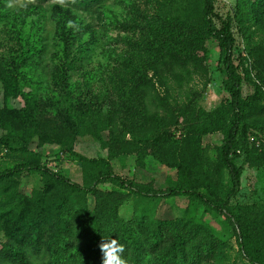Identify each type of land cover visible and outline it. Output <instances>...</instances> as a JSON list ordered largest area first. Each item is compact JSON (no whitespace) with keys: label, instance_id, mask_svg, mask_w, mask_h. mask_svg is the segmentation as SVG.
Returning a JSON list of instances; mask_svg holds the SVG:
<instances>
[{"label":"rangeland","instance_id":"rangeland-1","mask_svg":"<svg viewBox=\"0 0 264 264\" xmlns=\"http://www.w3.org/2000/svg\"><path fill=\"white\" fill-rule=\"evenodd\" d=\"M60 1L0 0V172L32 160L86 186L94 169L82 159H104L127 186L106 181L83 198L69 188H58L51 198L66 200L71 207L82 205L89 213L101 208L105 219L122 199L118 218L130 222L143 216L145 234L164 222L194 228L187 246L191 255L208 249L209 243L212 251V258H203L201 264H250L238 251L237 232L227 217L191 196L168 195V188L187 181L176 168L155 160L149 146L132 139V134L137 138L162 121L168 134L158 147L159 158L180 164L199 179V191L208 188L221 197L227 190V171L218 157L222 131L211 129L226 125L231 117L229 97L219 48L200 30L201 0H106L88 11ZM237 3L241 23L236 21ZM214 12L233 21L234 56L242 53L251 78L243 85V96L254 93V83L261 88L248 123L264 128V0H215ZM239 25L251 36L255 55L248 53ZM178 27L188 40L200 38L201 43L178 47ZM27 49L38 52L23 66ZM63 80L66 101L56 97V83ZM188 102L194 108L180 116ZM204 113L211 117L205 120ZM200 125L205 132H197ZM33 129L35 135L27 138ZM101 133L113 137L112 145H103ZM259 144L251 143L248 154L235 158L242 168L241 186L229 205L241 225L249 228L251 240L259 241L255 251L264 257V142ZM125 147L132 152H121ZM15 181L18 196H29L32 189L45 185L36 173ZM135 185L144 192L138 193ZM145 193L148 196H142ZM8 225L0 223V264H14L2 258L9 246ZM178 229L177 235L186 233ZM173 243L166 242L157 258ZM26 253L29 259H42L40 252Z\"/></svg>","mask_w":264,"mask_h":264},{"label":"trees","instance_id":"trees-1","mask_svg":"<svg viewBox=\"0 0 264 264\" xmlns=\"http://www.w3.org/2000/svg\"><path fill=\"white\" fill-rule=\"evenodd\" d=\"M105 1L61 0L60 2L72 9L88 11ZM214 1L201 0L200 30L204 33L205 39L215 41L219 48L218 63L225 74L223 84L229 97L227 107L231 117L227 120L226 125L215 124L211 129V131H222L218 157L227 171V190L221 197L207 187L204 192L199 191L203 186L199 183V179L186 173L180 164H169L159 158L158 147L163 142L164 136L168 134V131L162 128V121L155 122L137 138L132 134V139H136V143L142 142L149 146L151 155L155 160L168 167L176 168L187 181L186 184L168 188L166 190L168 195L191 196L209 206L216 213L225 215L237 232V247L242 258L250 264H264V257L255 251L260 245L259 241L251 240L249 228L241 225L229 205V202L238 194L241 186L242 168L235 163V158L239 157L240 153L245 155L249 153L251 149L249 138L251 136H255L264 142L260 138V136L264 137V128L248 123V116L256 105L261 94V88L257 83H254V93L250 96H243L244 83L251 82L250 72L245 65V57L242 53L238 52L237 56H234L236 39L232 32V19L217 15L214 12ZM235 15L236 21L241 23L242 14L239 3L236 4ZM179 30L178 27L175 37L178 40V47L187 48V46H193L195 42L201 43L202 39L200 38L188 40L189 38ZM238 30L242 31L241 34L244 36L249 49L248 53L251 54L252 52L255 55V48L250 43L251 36L245 33L241 25H239ZM37 52L38 50L35 49H27L26 56L21 59L22 65H27L28 61L31 63ZM180 61L181 58L177 61L181 68L183 65L180 64ZM65 74L64 78L66 79ZM56 87L59 89L56 97L63 96L66 101L68 93L65 81L56 83ZM55 105L57 103H53L52 106ZM193 108V103L188 102L180 116H185ZM55 109L57 110V107ZM54 114L56 115V113ZM210 117L211 114L204 113L205 120ZM194 119L198 120L197 117ZM209 122L213 121L203 120L204 124ZM196 130L198 133L205 132L203 125H200ZM35 132L34 129L28 131L27 138H32ZM86 134L90 135L91 133L86 131ZM99 139L104 146L112 145L114 142L109 133H101ZM4 141L5 144H8L5 139ZM121 152L131 153L132 151L125 147ZM82 161L87 167L94 169L92 180L86 186L72 183L32 160L16 163L0 172V223L9 224L6 227L9 246L4 247L2 258L11 260L14 264H101L99 244L106 238L117 239L118 243L123 245L124 250L120 255L125 259L126 264H201L203 258L209 260L212 258L210 243L208 249L196 250L194 255H191L187 246L195 231L192 227L187 229L185 224L181 226L179 223L175 225L165 222L157 223L150 232L145 234L142 228L143 216L130 222L122 221L117 216V208L122 204V199L114 204L113 209H111L113 213L109 215L108 219L102 218L101 211L103 209L101 208L97 210L93 208L89 213L82 205L71 207L65 203L66 200L52 199L51 193L58 188H69L72 192L78 193L77 196L83 198L82 196L85 194H95L97 192L96 186L106 181L111 180L121 186H127L122 179L113 174L106 160L82 159ZM35 173L44 178V188L41 190L32 189L29 193L30 197L20 194L18 196L15 179L23 174ZM134 188L138 193L144 192L137 185ZM142 196L146 197L148 194L145 193ZM178 228L185 230L186 233L177 235ZM171 230L172 233L174 230L173 234L175 235H169ZM173 240L174 243L167 254L157 258L156 252H160L166 242ZM26 251L29 253L40 252L42 259L39 261L29 259Z\"/></svg>","mask_w":264,"mask_h":264},{"label":"clouds","instance_id":"clouds-1","mask_svg":"<svg viewBox=\"0 0 264 264\" xmlns=\"http://www.w3.org/2000/svg\"><path fill=\"white\" fill-rule=\"evenodd\" d=\"M101 253V264H126L120 253L123 252V245L117 239L106 238L99 244Z\"/></svg>","mask_w":264,"mask_h":264},{"label":"built area","instance_id":"built-area-1","mask_svg":"<svg viewBox=\"0 0 264 264\" xmlns=\"http://www.w3.org/2000/svg\"><path fill=\"white\" fill-rule=\"evenodd\" d=\"M249 141H250L251 143H254V145H255L256 147H259V146H260L259 143H260L262 140L256 138L255 136H251V137L249 138Z\"/></svg>","mask_w":264,"mask_h":264}]
</instances>
